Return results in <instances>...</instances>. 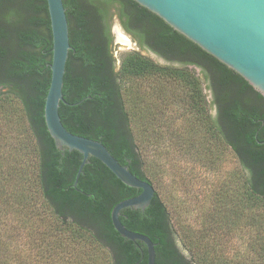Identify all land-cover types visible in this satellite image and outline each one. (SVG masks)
Here are the masks:
<instances>
[{
    "label": "trees",
    "instance_id": "16d2710c",
    "mask_svg": "<svg viewBox=\"0 0 264 264\" xmlns=\"http://www.w3.org/2000/svg\"><path fill=\"white\" fill-rule=\"evenodd\" d=\"M63 1L72 47L63 85L67 103L61 102L59 112L69 131L101 141L155 187L156 165L144 149H152L158 124L173 107H198L203 113L197 127L230 148L239 162L240 174L226 175L219 191L211 193L205 224L183 229L191 258L181 253L173 215L156 188L145 210H122L123 224L156 243V264H264V96L134 0ZM114 16L139 47L122 57L119 68ZM52 56L47 0H0V88L21 103L28 127L23 136L0 145V264H56L58 258L65 264H98L95 255L72 262L73 255L64 253L65 234L105 249L109 256L100 264H148L147 246L123 237L111 218L118 202L141 189L123 183L93 156L74 186L82 154L58 149L48 131L44 108ZM205 88L212 93L215 115ZM13 119L12 111L1 109L0 130L14 133ZM5 215L15 220L13 232L4 227ZM231 231L249 234L248 253L224 252Z\"/></svg>",
    "mask_w": 264,
    "mask_h": 264
},
{
    "label": "water",
    "instance_id": "95a60500",
    "mask_svg": "<svg viewBox=\"0 0 264 264\" xmlns=\"http://www.w3.org/2000/svg\"><path fill=\"white\" fill-rule=\"evenodd\" d=\"M146 7L203 50L233 69L264 96V0H134ZM53 38L50 63L51 82L44 115L48 131L60 150L82 154L74 186L84 166L93 156L106 165L123 183L141 189L133 197L118 202L111 218L125 238L147 246L148 264H156V243L147 234L129 229L121 221L124 208L145 210L155 195V187L122 164L101 141L69 131L59 107L64 76L71 49L69 22L63 0H47ZM124 31L125 29L121 27ZM67 103V102H66Z\"/></svg>",
    "mask_w": 264,
    "mask_h": 264
},
{
    "label": "rangeland",
    "instance_id": "374dc122",
    "mask_svg": "<svg viewBox=\"0 0 264 264\" xmlns=\"http://www.w3.org/2000/svg\"><path fill=\"white\" fill-rule=\"evenodd\" d=\"M121 27H123L121 22L114 16L111 29L114 39L113 55L117 68L120 67L122 57L126 53L139 50L137 43ZM143 53L161 63H165L153 52L143 51ZM197 71H199V68H197ZM7 90V88H0V96H2L0 98V110L13 112L14 119L9 123V126L13 128L14 133H11V136L7 128L2 126L0 136L5 139L0 138L1 146H3L2 143H8L18 134L23 136L28 128L27 124L24 123L25 118L21 103L14 99L12 94L10 96L4 95ZM204 92L209 101L210 112L215 115L216 110L212 105V93L206 88ZM6 97L10 98L5 101L4 98ZM202 113L203 111L198 107H173L168 114L169 116L160 120L158 124L160 130H158L155 138L156 142L152 149H144L146 157L154 159L153 162L156 165L157 172L155 188L159 191L160 197L167 203L173 215V221L179 234L177 243L181 253L187 258H191V254L181 239L183 229L198 230L205 224V215L212 212L211 193L220 188L221 183L224 182L227 176L235 173L240 174L239 162L235 153L230 148L225 147L219 140L210 136L206 130L197 127L202 122ZM155 127L157 126L155 125ZM210 153L212 155H209ZM5 209L7 210V208ZM5 224L6 231L11 230L13 232L15 220L11 215H5ZM65 235L67 236L64 238V248L66 250L64 253L66 252L68 256L73 255L72 262L74 258L77 260L92 259L93 255H95L98 264H100L102 257L108 259V252L99 248L93 241L85 238H74L75 240H72L68 234ZM224 239L226 241L229 239L231 242V246L224 248V252L233 256L238 252L245 253L249 234L247 232L231 231L229 236ZM20 241L19 253L23 256L24 252L27 251L26 243H24V239ZM56 245L59 247L58 243ZM11 248L14 249L13 246ZM246 253L248 252L246 251ZM58 260L62 262L63 258H58ZM59 261L56 264H59ZM95 264L97 263L95 262Z\"/></svg>",
    "mask_w": 264,
    "mask_h": 264
},
{
    "label": "bare ground",
    "instance_id": "6f19581e",
    "mask_svg": "<svg viewBox=\"0 0 264 264\" xmlns=\"http://www.w3.org/2000/svg\"><path fill=\"white\" fill-rule=\"evenodd\" d=\"M124 39V38H123Z\"/></svg>",
    "mask_w": 264,
    "mask_h": 264
},
{
    "label": "flooded vegetation",
    "instance_id": "af4514ba",
    "mask_svg": "<svg viewBox=\"0 0 264 264\" xmlns=\"http://www.w3.org/2000/svg\"><path fill=\"white\" fill-rule=\"evenodd\" d=\"M112 32V31H111Z\"/></svg>",
    "mask_w": 264,
    "mask_h": 264
}]
</instances>
